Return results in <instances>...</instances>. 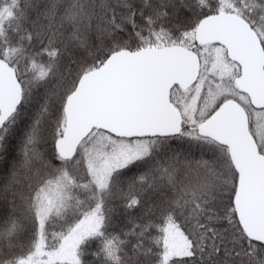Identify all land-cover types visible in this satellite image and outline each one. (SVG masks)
<instances>
[{"label": "snow or ice", "instance_id": "snow-or-ice-1", "mask_svg": "<svg viewBox=\"0 0 264 264\" xmlns=\"http://www.w3.org/2000/svg\"><path fill=\"white\" fill-rule=\"evenodd\" d=\"M0 264H264V0H0Z\"/></svg>", "mask_w": 264, "mask_h": 264}]
</instances>
